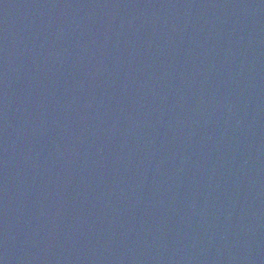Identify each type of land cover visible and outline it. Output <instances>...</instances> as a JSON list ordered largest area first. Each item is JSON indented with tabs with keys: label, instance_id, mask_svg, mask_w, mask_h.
Instances as JSON below:
<instances>
[{
	"label": "water",
	"instance_id": "95a60500",
	"mask_svg": "<svg viewBox=\"0 0 264 264\" xmlns=\"http://www.w3.org/2000/svg\"><path fill=\"white\" fill-rule=\"evenodd\" d=\"M0 264H264V0H0Z\"/></svg>",
	"mask_w": 264,
	"mask_h": 264
}]
</instances>
